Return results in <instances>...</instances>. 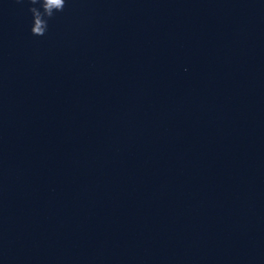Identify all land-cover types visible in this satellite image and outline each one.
<instances>
[{
    "label": "water",
    "instance_id": "obj_1",
    "mask_svg": "<svg viewBox=\"0 0 264 264\" xmlns=\"http://www.w3.org/2000/svg\"><path fill=\"white\" fill-rule=\"evenodd\" d=\"M0 0V264H264V0Z\"/></svg>",
    "mask_w": 264,
    "mask_h": 264
},
{
    "label": "clouds",
    "instance_id": "obj_2",
    "mask_svg": "<svg viewBox=\"0 0 264 264\" xmlns=\"http://www.w3.org/2000/svg\"><path fill=\"white\" fill-rule=\"evenodd\" d=\"M23 2V0H21ZM31 5L29 11L33 17L31 32L35 36H45L49 28V20L56 13L63 12L66 0H27Z\"/></svg>",
    "mask_w": 264,
    "mask_h": 264
}]
</instances>
